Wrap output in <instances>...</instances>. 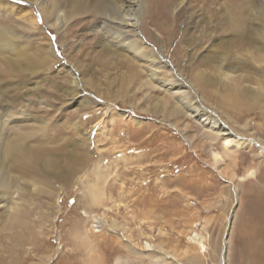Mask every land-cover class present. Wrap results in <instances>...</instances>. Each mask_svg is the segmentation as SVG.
I'll return each mask as SVG.
<instances>
[{
  "label": "rangeland",
  "instance_id": "1",
  "mask_svg": "<svg viewBox=\"0 0 264 264\" xmlns=\"http://www.w3.org/2000/svg\"><path fill=\"white\" fill-rule=\"evenodd\" d=\"M235 1L244 26L240 42L222 22H237L232 0L126 4L140 15L126 25L108 23L138 39L156 60L138 68L121 94L127 69L114 57L112 68L97 61L94 51L110 39L97 35L96 19L86 24L82 16L83 25L69 28L63 17L56 31L58 22H47L32 6L37 18L30 26L4 9L20 3L0 0V23L22 33L19 45L46 37L56 59L47 70L24 72L14 88L0 54V87L13 85L5 99L19 104L3 118L2 133H25L29 145L46 143L56 150L57 165L35 208L32 202L20 206L15 195L0 196V264H264V96L254 107L230 104L231 82L217 73L225 70L242 91L262 95L264 0ZM201 31V43L192 44ZM206 54L219 58L202 66ZM200 71L214 76L215 93L194 84ZM184 96L183 106L177 99ZM186 104L214 118L241 145L224 150L216 131L208 133ZM104 119L102 134L97 128ZM92 190L101 198L97 204Z\"/></svg>",
  "mask_w": 264,
  "mask_h": 264
},
{
  "label": "bare ground",
  "instance_id": "2",
  "mask_svg": "<svg viewBox=\"0 0 264 264\" xmlns=\"http://www.w3.org/2000/svg\"><path fill=\"white\" fill-rule=\"evenodd\" d=\"M131 1L132 0H14V2L20 3L21 5L17 6L16 4H14V5L6 4L5 8L4 7L3 8L6 11L9 10L10 11L9 14H13L16 18L18 17V19H22V21L26 22L30 26H34L36 24V18L37 17H35L33 15V12H31L29 10V8H32V6H37L40 10L39 14L43 15L44 19L47 22L50 21V19H55L56 22H58V27H56L57 28L56 31L62 30L59 27V25L60 26L62 25L61 22L63 20V17H64V19L68 18V20L70 21L69 28L75 27L77 25H83L84 23H82V20H81L82 16H84L86 18V22H85L86 24L90 23L96 19L97 21H96V23H94V25H96V28H97V35L99 34L102 41H103V39H106L108 41L110 39V41L108 43L102 42L100 44V49H98L97 51H94V52H97V54H96L97 55V57H96L97 61L101 60V62H102V59H103V62L107 61L112 68L114 66V62L112 63V58L114 57L115 62L119 61V62H121V64H125L126 69H127V75L125 77V80L122 81V83H121L122 89H120L121 94H124L128 91V87L130 86L132 81L136 80L138 78V71H137L138 68L147 67L148 60H151L152 63L155 62V60H156L155 55L153 56V53L147 51L143 47V45L138 41V39H133V38L127 37L126 34L122 33L119 30L118 25L112 26L108 23V22H112L113 20L119 19L122 23L125 22V25H126L127 21H130V20L132 21L136 17H138L140 15L138 7H135L132 9L130 8L129 9L130 11L125 9L127 7L126 4L130 3ZM232 2H233L232 5H230L231 10L234 12V15H235L234 18H236V16H237V20H236L237 22L233 21V23H232V22H229L228 20H225L222 22L224 25H226L227 28H229V30H231L233 32V34L236 33V38L238 41L239 40L242 41V35L244 32L243 27L244 26H243V23L241 22L242 20L240 21V18L238 17V15L241 11V8H240L241 3H239L240 1H235V0H232ZM168 4L169 3L166 2L165 5L168 6L167 10L169 11V9H168L169 5ZM137 5H139V4H137ZM165 5H163V6L165 7ZM61 9H62V11H61ZM125 10H126V12H125ZM102 16H104V20H103ZM8 20H9V18H8ZM107 20H109V21H107ZM165 20L162 21V19H161L160 25H162V26L167 25V24H165V22L167 23V21H165ZM6 23H8V22H6ZM165 28L166 29L168 28L167 30L170 31L169 27L165 26ZM27 29H29V27ZM25 31L27 32V30H25ZM26 32H25V34H26ZM202 32L203 31H201L199 33L198 37L194 38L191 41L192 44L201 43ZM21 34L14 27H11L7 24H3V23L1 24L0 23V54H3L5 56L4 57L2 55L5 59L4 60V64L6 67L5 72H7L8 77H10V80H13L16 82L14 84V88H16V86H18L17 85V81H18L17 79H20V81L22 82V79H21L22 74H24V75L26 74L24 72H27V74L28 73L34 74V73H36V71L38 69H46L47 70L48 68H51L56 63L55 62L56 59H55V56L53 54V51L50 49L51 47H49V40L45 39L46 37L40 36L37 38V40H34V38H33L34 41L32 42L31 47L29 46L30 44L29 45L27 44V45H25V47H23V46L19 45V43H18V40H19ZM38 34H40V33L38 32ZM113 43H115V44H113ZM85 45L88 46L87 47L88 49L86 50V53H87L88 51H90V48L92 47V45L88 44V43ZM117 47L120 48L121 50H119ZM20 48L24 49L23 51H25L24 54H26V56L22 54L23 51H21ZM261 48H262V46H261ZM119 51H122V53H124V54H122V56L119 55ZM255 52H257V51H255ZM84 53L85 52H83V54ZM127 54L131 55L130 57L137 59V61H135L137 63H133V60L131 61L130 59H127V57H128ZM80 55H82V52ZM261 55H262V53H261ZM27 57H30V58H27ZM23 58H26V59H23ZM217 58H219V57H211L209 54H206V55L201 57L200 63L202 66H204L207 63L209 64V60L217 59ZM262 58H264V57H262ZM222 60L224 61L223 58H222ZM116 67H117V65H116ZM212 68H214V67H212ZM217 71H218V69H217ZM224 71L220 70L217 73H219L222 78H226L227 80H229L231 82V83H228V85L230 84V86H231L230 87L231 90H233L231 93L232 95H230V98L228 99V102L230 104H232V103L234 105L238 104L239 106H241V105L245 106L248 104V105L254 107L259 102L260 96H261V98L264 96V81H262V82L260 81L261 82L260 90H262V95L255 93L254 90L253 91H250V90L249 91L248 90L242 91L238 81H236V78H232V77L230 78V73L229 72L226 73ZM262 71L264 73V70H262ZM11 72L17 73V77L15 75H14V77H11V75H12ZM122 75H124V74H122ZM213 77L214 76H212V78H211L207 75H204L200 71L194 77L193 82L197 86V88H199L200 90L203 89L205 91V89H207L208 92L209 91L214 92V90L217 89V88H214L216 86L217 82H215ZM152 78L154 79L153 76H152ZM18 83H20V82H18ZM258 83H259V81H258ZM12 87H13V85H12ZM12 87L6 86V88H2V89L0 87V196H4L5 194H7V195H11L13 197L15 195L16 198H13V201L22 202V204H20V206L21 205L24 206V205L28 204L29 202L30 203L32 202L33 203L32 205L35 208L36 206H38V204L35 202V200H36L35 198L37 196V193L39 192V190H41L42 192H43V190H46V186L44 183L48 182L49 178L52 177V175H53L52 171L54 170V168H56L55 166H57V165H55L56 162L54 161V159H55L54 154H55L56 150L53 151L48 146L46 147V143L44 144L45 146H42L43 143H41V142H36V143H33L32 145L24 143L25 138L27 137V134H25V133L18 132L19 134H15L10 138L5 137L3 135V133H2V130H3L2 120H3V118L4 117L10 118L11 117L10 112L14 108L17 109V106L19 105L18 103H16V101L8 102L5 99L6 96L9 95V93H12V90H11ZM173 88H175V86ZM176 89H177V86H176ZM169 91H170V89H169ZM10 96H8V97H10ZM225 97H227V96H224V98ZM177 100H178L177 103H179L183 106L185 105V102H184L185 96L179 97ZM224 102H225V100H224ZM160 106H161V104H160ZM194 107L195 108H191L189 104L188 105L186 104V110L187 111L189 110L191 114L198 113L200 115L199 118L204 119L202 121L203 128H205L208 133H210L211 131L212 132L216 131L215 134L217 136H220L222 147L224 148V150L228 149V148L230 149V147H238L239 145H241L239 140H235V142L232 143V140H230V136L223 133L224 131L221 130V128L217 125V122L214 120V118H212L211 116H208L207 113H205V112H200L196 106H194ZM23 112L21 113V115L22 114L24 115ZM26 123H27V121H26ZM28 124L30 125L29 122H28ZM102 124H105V119L100 122L97 129H99V133L105 134V132H106V131H104L105 127L102 126ZM210 137L212 138L213 136H211V134H210ZM28 138H27V140H28ZM48 144H50V143H48ZM81 145H82V143H81ZM60 149L62 150L63 148L61 147ZM60 149L57 151L58 152L61 151ZM81 156H82V154H80V155L77 154L75 156L77 158V159L75 158L76 164L78 161H80L79 159ZM218 159H219V155L217 153H214L213 154V160L216 161ZM42 173H43V176H41ZM58 173H61V172H58ZM37 175L39 176L38 180H40V182H38V180H37V182L35 181L37 179V178L35 179V177ZM30 179H31V181H30ZM54 179H55V177H54ZM29 181H30V183H29ZM45 193H47V192H45ZM90 195H91L90 200L93 204H97L100 202L101 198L94 192V190L91 191ZM102 202L103 201H101V203ZM29 205H31V204H29ZM8 213H9V211H8ZM41 217H43V215H41ZM197 239H199L197 234L194 235L193 239L190 238V240L194 243L197 242V241H195Z\"/></svg>",
  "mask_w": 264,
  "mask_h": 264
}]
</instances>
